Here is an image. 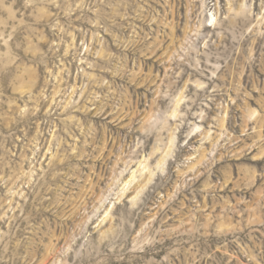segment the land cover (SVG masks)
I'll use <instances>...</instances> for the list:
<instances>
[{
    "label": "rangeland",
    "instance_id": "obj_1",
    "mask_svg": "<svg viewBox=\"0 0 264 264\" xmlns=\"http://www.w3.org/2000/svg\"><path fill=\"white\" fill-rule=\"evenodd\" d=\"M0 264H264V0H0Z\"/></svg>",
    "mask_w": 264,
    "mask_h": 264
}]
</instances>
